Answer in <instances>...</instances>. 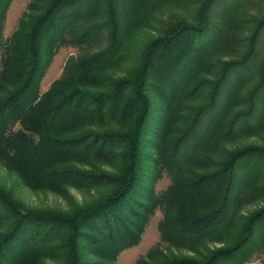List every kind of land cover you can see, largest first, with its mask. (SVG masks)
<instances>
[{
  "label": "trees",
  "instance_id": "1",
  "mask_svg": "<svg viewBox=\"0 0 264 264\" xmlns=\"http://www.w3.org/2000/svg\"><path fill=\"white\" fill-rule=\"evenodd\" d=\"M11 1L0 162L31 188L105 194L36 212L0 186V264H115L156 210L159 241L134 264L264 254V141H248L264 137V0H29L5 36ZM146 28L157 33L137 37ZM63 46L77 52L42 90Z\"/></svg>",
  "mask_w": 264,
  "mask_h": 264
},
{
  "label": "rangeland",
  "instance_id": "2",
  "mask_svg": "<svg viewBox=\"0 0 264 264\" xmlns=\"http://www.w3.org/2000/svg\"><path fill=\"white\" fill-rule=\"evenodd\" d=\"M29 0H12L8 6L5 19H4V35L8 36L11 31L16 27L18 19L22 12L25 10ZM219 7V6H217ZM191 8V7H188ZM172 12L179 14L186 13L189 10L185 7H172ZM168 12V11H167ZM168 14V13H167ZM187 15V14H186ZM153 27H155L153 25ZM156 34V31H152L149 28L144 29L140 32L137 37H144L146 34ZM133 49L138 47L137 43L132 41ZM77 52L75 47L63 46L60 47L55 54L53 60L48 66L42 80L41 89L48 87L50 82L58 77L63 68V64L72 53ZM156 96V94H154ZM153 97L155 98V96ZM152 121V120H151ZM250 142L263 143L264 137H256L248 139ZM149 143V142H148ZM144 162L149 166L150 160L144 157ZM169 177L164 176L159 179L156 183V190H163L169 183ZM0 186L9 191L12 195V199L22 208L31 209L38 212H62L65 214H73L82 209L84 206H89L94 203L99 195L102 197L105 194L104 189H76L67 188V195L62 196L49 189H37L25 186L21 181L18 173L15 171L5 168L0 162ZM256 205V204H255ZM246 210L254 208V205L245 207ZM161 218V211L156 210L154 216L150 219L145 232L138 245L135 247L128 248L122 251L115 264H134L136 260L144 257L146 252L159 241V233L157 230V222ZM6 224V223H5ZM0 226V232L6 231V225ZM36 264H62L58 258H44L38 261ZM247 264H264V254L253 255Z\"/></svg>",
  "mask_w": 264,
  "mask_h": 264
}]
</instances>
